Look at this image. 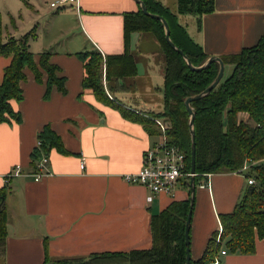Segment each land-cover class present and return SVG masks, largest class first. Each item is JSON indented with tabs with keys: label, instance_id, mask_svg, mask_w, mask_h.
Returning <instances> with one entry per match:
<instances>
[{
	"label": "crops",
	"instance_id": "0c3cea01",
	"mask_svg": "<svg viewBox=\"0 0 264 264\" xmlns=\"http://www.w3.org/2000/svg\"><path fill=\"white\" fill-rule=\"evenodd\" d=\"M54 1L0 0L5 41L22 38L37 25V38L30 40L29 49L36 56L46 51L55 54L52 62L61 67L68 91L62 94L54 89L46 100L45 82H37L28 70L22 84L24 100L12 102L22 115L21 123L0 124V189L9 185L4 264H44L46 246L51 262L150 249L151 217L173 202L190 198L189 189L182 186L173 195L160 194L148 203L150 192L146 188L124 181L125 175L140 171L145 153L160 136L151 135L143 124L127 120L120 110L99 103L90 89L82 88L84 68L75 54L93 48L103 55L123 53L124 14L137 11L140 5L136 0H79L78 4L66 3L61 9L65 11L60 12L50 7ZM160 1L176 12L177 0L171 6L167 0ZM214 3L212 14L178 16L209 56L232 55L259 41L264 34V0ZM146 43L160 49L152 34L131 33L130 49L133 55L135 51L140 55L138 59L134 55L136 76L146 83L143 92L139 90L140 101L132 90L107 94L128 108L160 113L163 92L154 86V80L159 83L164 78L165 82V77L156 63L159 53L141 51ZM10 62V57L0 56V81ZM227 69L232 72L233 66H225ZM157 75L160 79L155 78ZM122 83L130 86L126 79ZM134 86L137 90V84ZM47 124L70 154L52 149L47 166L51 174L42 180L19 176L5 183V176L16 166L25 173L35 172L32 152L38 133ZM236 174L213 175L210 184L202 179L204 183L196 187L190 232L193 259L203 255L212 233L221 230L219 215L232 212L243 197L245 179L237 181ZM255 251L253 255L226 251L218 264H264L262 240H257Z\"/></svg>",
	"mask_w": 264,
	"mask_h": 264
},
{
	"label": "trees",
	"instance_id": "16d2710c",
	"mask_svg": "<svg viewBox=\"0 0 264 264\" xmlns=\"http://www.w3.org/2000/svg\"><path fill=\"white\" fill-rule=\"evenodd\" d=\"M153 15L167 20L172 42L180 48L195 67H201L210 57L180 23L179 15L202 17L216 10L214 0H177V10L172 11L160 0H141ZM15 20L12 17L11 23ZM37 25L22 38H3L4 23L0 13V56L10 57L0 81V124L21 123L22 115L12 102L24 100L22 84L30 70L39 83L46 84L44 98L49 100L54 89L67 94V80L60 66L52 62L55 55L50 51L36 56L29 49L31 39H36ZM149 33L160 43L164 54L163 110L160 113H142L126 107L119 100L111 99L107 91L130 92L133 87L120 84L137 73V63L130 49L131 33ZM124 49L121 54L103 55L100 50L86 49L75 55L84 68L83 91L90 89L99 103L121 111L129 121L143 124L151 135H160L155 119H162L169 128V142L178 145L186 153L187 170H192L190 115L185 101L190 96L204 92L219 73L220 64L214 62L202 71H193L184 57L166 40L164 24L143 13L141 6L135 12L124 14ZM225 66H233L230 77L223 78L211 93L201 100L190 103L194 110L196 135V172L200 174L238 173L251 161L244 176L254 178L247 183L243 197L232 212L219 215L222 231H215L200 258L190 264H212L221 251L233 254L253 255L257 240L264 242V34L252 46H247L232 55H221ZM106 81V84H105ZM247 117V119H244ZM41 143L32 152V167L52 149L70 154L61 137L47 124L37 135ZM196 185L199 178L195 177ZM188 188V187H187ZM190 188V186H189ZM188 188V189H189ZM9 185L0 189V259L5 260L8 236L6 197ZM191 195V194H190ZM190 198L173 202L163 212L151 217L153 244L150 249L131 252L93 254L89 258L63 259L59 264H185L186 220L190 211ZM220 238V239H219ZM45 253V263L51 262Z\"/></svg>",
	"mask_w": 264,
	"mask_h": 264
},
{
	"label": "built area",
	"instance_id": "2783aa9c",
	"mask_svg": "<svg viewBox=\"0 0 264 264\" xmlns=\"http://www.w3.org/2000/svg\"><path fill=\"white\" fill-rule=\"evenodd\" d=\"M70 2L78 4L79 0H55L50 4V7L54 10H61L66 3ZM155 122L160 133V141L148 148L144 155L140 171L125 175L123 177L124 181L131 185L136 184L146 188L150 192L147 198L148 203L152 202L160 194L173 195L179 187L185 186L189 188L192 176L202 177V179H206L208 184H210V178L213 174H200L188 171L185 151L182 150L180 146H176L169 142L167 136L168 124L162 119H155ZM40 146L41 143L38 141L36 147L39 148ZM49 159L50 155L48 153H42V156L35 162V172L31 173H25L20 166H16L5 176V183L19 176L33 177L35 181L42 180L51 174L47 168ZM254 164H258V161L246 163L238 173L244 175ZM84 166L85 161L82 160L81 168L84 169ZM247 179L249 185L255 182L254 178ZM201 187H204V185H201ZM221 231L222 228L219 232ZM221 252L222 256L227 253L225 250ZM218 263H220L219 257H217L212 264Z\"/></svg>",
	"mask_w": 264,
	"mask_h": 264
},
{
	"label": "water",
	"instance_id": "95a60500",
	"mask_svg": "<svg viewBox=\"0 0 264 264\" xmlns=\"http://www.w3.org/2000/svg\"><path fill=\"white\" fill-rule=\"evenodd\" d=\"M138 5L141 6V9L143 11V13H145L147 16L152 17L153 19H160L163 24H164V30L166 33V40L169 43V45L172 48H175L185 59V61L188 63V66L193 70V71H202L204 70L207 66H209L210 64L217 62L220 64V69H219V73L217 75V78L214 80V82H212V84H210L206 89H204V92L198 95H194V96H190V98H188L185 101V106L187 107V110L189 112L190 115V128H191V135H192V143H191V150H192V154H191V165H192V170L191 172L196 173V135L194 132V110L192 108V106H190V103L195 101V100H201L203 98H205L206 95H208L209 93L212 92V90L214 88L217 87V85L219 84V82L224 78V73H225V62L222 61L221 57H216V56H210L204 63L203 66L201 67H195L192 62H190L186 56L184 55L183 51L178 48L171 40V33H170V28H169V24L167 22L166 19H164L161 16H157V15H153L148 11L147 6L144 4V2H142L141 0H136ZM196 179L194 176H192L191 178V183H190V188H189V194L190 195V206H189V213H188V217L186 220V229H185V238H186V253H187V257H186V263L185 264H190L191 259H192V253H190V244H191V238H190V232H191V226H192V217H193V212H194V204H195V198H196ZM48 264H59L57 262H48Z\"/></svg>",
	"mask_w": 264,
	"mask_h": 264
},
{
	"label": "rangeland",
	"instance_id": "374dc122",
	"mask_svg": "<svg viewBox=\"0 0 264 264\" xmlns=\"http://www.w3.org/2000/svg\"><path fill=\"white\" fill-rule=\"evenodd\" d=\"M167 2H168V4L171 6V5H173L172 3H173V0H167ZM65 11V9H63V10H61L60 12H64ZM149 34V33H148ZM152 36H154V35H152ZM156 39V38H155ZM157 40V39H156ZM157 46L159 45V48H160V43L158 42V40H157ZM141 51L142 52H145L146 50H149L150 52H155V53H159V56L157 57V59H156V63L159 65V68H161L162 70V73H164V71H165V61H164V54H163V52H162V48H160L159 50L155 47V48H151L150 46H149V44L148 43H146L145 45H143L141 48ZM134 55H135V58L136 59H138V58H140V55H138L137 54V51H135L134 52ZM154 57H155V55H154ZM228 67H231V65H228ZM160 74V73H159ZM231 74V72L227 69L226 71H225V73H224V78L226 79V78H228V77H230L229 75ZM136 75L138 76V71H137V73H136ZM136 75H134V76H131V77H129V78H126V80L128 81V83L130 84V86L132 85V87H133V89H132V95L136 98H138L139 99V101H140V93H139V90H141L142 92H143V90H144V88L146 87V83L145 84H143V79H139ZM160 76H161V74H160ZM160 76L159 75H157L155 78L156 79H160ZM163 78V77H162ZM134 84L136 85L137 84V86H138V89L136 90V87L134 86ZM154 86H156V87H158L159 89H161V88H163L164 87V78H163V80L161 81V82H159V83H157L155 80H154ZM139 87L141 88V89H139ZM162 92V91H161ZM163 94V96H164V93H162ZM124 93H120L119 94V97L123 100V98H124ZM123 97V98H122ZM156 98L158 99V100H161V94L159 95V94H157L156 95ZM112 99V98H111ZM147 99H149L148 97H147ZM125 103H128L127 102V100L126 99H124L123 100ZM130 102V101H129ZM137 111H139V110H137ZM140 112V111H139ZM161 120V119H160ZM228 174H231V173H221V174H213L214 176H222V175H228ZM238 175V176H237ZM236 176L238 177H236V180L238 181V179L240 178L241 180H244L245 179V187H247V183L248 182H246V181H248V179L247 178H245V176L243 175V174H240V173H238V174H236ZM199 178V181H198V187L197 188H199V184L200 183H204V181H201L202 180V177H198ZM205 181H206V179H204ZM234 210V209H233ZM0 264H4V260L3 259H0Z\"/></svg>",
	"mask_w": 264,
	"mask_h": 264
}]
</instances>
